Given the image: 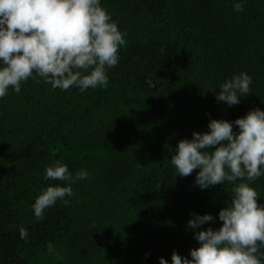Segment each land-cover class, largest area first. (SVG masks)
<instances>
[{
  "label": "trees",
  "instance_id": "obj_1",
  "mask_svg": "<svg viewBox=\"0 0 264 264\" xmlns=\"http://www.w3.org/2000/svg\"><path fill=\"white\" fill-rule=\"evenodd\" d=\"M234 2L101 0L127 33L107 88L62 91L37 77L0 99V264H170L173 251L191 258L198 247L192 213L214 217L198 230L221 226L232 185L202 190L199 170L178 175L171 155L210 119L264 110V0H246L242 12ZM241 72L252 93L218 102V85ZM55 160L89 176L37 221L39 191L64 186L44 179ZM252 187L264 204V177Z\"/></svg>",
  "mask_w": 264,
  "mask_h": 264
},
{
  "label": "clouds",
  "instance_id": "obj_2",
  "mask_svg": "<svg viewBox=\"0 0 264 264\" xmlns=\"http://www.w3.org/2000/svg\"><path fill=\"white\" fill-rule=\"evenodd\" d=\"M246 0H235L233 10L242 12ZM127 33L102 6L101 0H0V99L9 90L19 93L29 78H41L53 89L107 88V70L117 66L119 49ZM252 77L241 72L218 85L215 99L228 106L252 93ZM213 91L214 88H210ZM235 128L238 131H234ZM205 132H192L178 141L171 163L183 177L193 174L202 190L228 182L230 202L219 210V228L198 230L214 220L211 214L192 213L187 226L198 247L190 257L176 251L170 264H264V204L252 183L264 177V110L250 109L233 121L210 119ZM89 176L86 169L73 174L59 160L45 167V180L64 183L39 191L31 205L37 221L47 209L76 194L71 185ZM21 239L28 232L20 229ZM54 253L52 243L47 244ZM159 264H169L161 257Z\"/></svg>",
  "mask_w": 264,
  "mask_h": 264
}]
</instances>
